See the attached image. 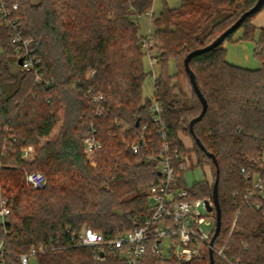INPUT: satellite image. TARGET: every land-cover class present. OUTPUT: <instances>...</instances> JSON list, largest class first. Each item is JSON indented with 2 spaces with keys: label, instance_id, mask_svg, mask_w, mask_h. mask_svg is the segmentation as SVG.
Listing matches in <instances>:
<instances>
[{
  "label": "trees",
  "instance_id": "obj_1",
  "mask_svg": "<svg viewBox=\"0 0 264 264\" xmlns=\"http://www.w3.org/2000/svg\"><path fill=\"white\" fill-rule=\"evenodd\" d=\"M154 1L20 0L25 36L32 40L30 49L41 62L42 75L54 82L49 87L37 84L34 72L20 67L17 74L11 71V30L0 23V185L16 191L13 199L7 198L12 216L23 206L30 211L17 226L0 224L7 252L4 264H22L20 255L40 245L50 249L33 258L35 264H126L118 254L99 262L90 248L67 247L72 243L67 229L90 228L110 238L133 230L150 213L148 186L159 175L146 162V148L134 155L129 144L151 121V100L143 97L146 53L138 18L153 8ZM257 1L181 0L180 7L170 8L168 0H160L162 10L154 23L152 49L161 66L156 98L163 106L172 146L190 160L194 154L195 166L209 167L212 173V181L205 178L190 187L194 198L212 199L217 168L208 155L218 163L222 228L214 247L226 245L228 261L215 253V264H264V210L241 206L248 187L242 169L264 173V27L256 40L252 24L264 4L223 44L190 62L209 106L194 136L190 122L200 115L202 104L184 60L211 44ZM239 30L243 35L235 40ZM227 41L256 42L260 67L246 69L228 62ZM171 59L178 65L174 76L167 71ZM16 82L17 90L7 96L5 86ZM89 88L104 95L101 104L108 117L99 118L96 105L80 94ZM48 96L51 103L45 102ZM115 120L130 130L114 126ZM94 128L103 149L92 165L83 141ZM181 135L191 137L192 149H186ZM26 147L34 149L30 161L22 157ZM26 170L43 173L46 187L29 190ZM144 262L183 264L173 255L164 259L151 252ZM186 264H209V252Z\"/></svg>",
  "mask_w": 264,
  "mask_h": 264
},
{
  "label": "built area",
  "instance_id": "obj_2",
  "mask_svg": "<svg viewBox=\"0 0 264 264\" xmlns=\"http://www.w3.org/2000/svg\"><path fill=\"white\" fill-rule=\"evenodd\" d=\"M0 23L11 30L14 58L17 62L22 60L20 68L25 72H34L37 84L53 86L54 82L46 80L42 75L41 62L30 49L32 40L25 36L20 16V0H0ZM144 46L152 68L160 65V58L152 49L150 38L144 41ZM152 74L155 87L150 106L151 121L142 125L129 144L134 155H140L143 148H146V162L152 164L159 175V179L148 186L150 213L133 230L110 238L90 228H83L79 232L67 229L71 233L72 242L67 247L90 248L93 250L94 259L99 262H104L109 254H118L126 264H145V258L151 252L164 259L173 255L180 263H190L209 252L210 242L216 230V212L212 199L194 198L191 188L185 184L184 175L191 169L190 159L178 147L172 146L163 119V106L156 98L159 86L154 70ZM72 88L75 89L76 84H73ZM80 94L89 97L96 105V115L99 118L108 117L109 112L101 104L104 98L101 92L94 94L93 89L89 88L81 90ZM45 102L51 103L52 97H46ZM113 125L123 131L130 130L129 125L119 120H115ZM83 145L87 161L95 165L97 156L103 149L95 128L84 138ZM33 151V147L24 148L23 159H28ZM241 173L248 185L241 195L242 208L264 210V173L251 172L245 168ZM24 180L31 191L43 190L47 185L46 176L39 171H24ZM236 195L237 192L234 193V196ZM207 200L213 207L212 211H208ZM11 214L8 200L1 199L0 224L10 223ZM204 226H212V229L206 232ZM166 239L168 242H165ZM225 247L226 245L220 249L214 247V253L228 261L224 252ZM49 249L45 245L32 247L28 253L20 255V260L22 264H31L33 258ZM6 254L4 241L0 240V264H4Z\"/></svg>",
  "mask_w": 264,
  "mask_h": 264
},
{
  "label": "rangeland",
  "instance_id": "obj_3",
  "mask_svg": "<svg viewBox=\"0 0 264 264\" xmlns=\"http://www.w3.org/2000/svg\"><path fill=\"white\" fill-rule=\"evenodd\" d=\"M35 1V0H33ZM153 8L144 16H140L139 22H140V36H141V42L144 45V41L148 40L150 38V44L155 45V38L153 36L155 27L154 23L156 18L159 17L161 10H162V4L160 0H155L153 4ZM168 5L170 8H178L181 6V0H168ZM228 42V41H227ZM226 42V44H227ZM225 44V45H226ZM151 46V45H150ZM143 51L145 52V48L143 47ZM229 62V61H228ZM232 63V62H231ZM10 68L11 71L14 74H17L18 72V65L15 63V61L11 58L9 60ZM144 71H145V81L143 84V97L148 98L150 100L153 99L154 96V87H155V82H154V77H153V70L157 76V79L161 75V66L156 65L154 68H152L150 60L147 56L144 57ZM261 65L259 59L254 56L253 52L251 53L248 62H244L241 64L240 67L246 68V69H256L259 68ZM167 71L169 75L174 76L178 73V65L174 59L169 60L168 66H167ZM186 91L191 94V88L189 86L186 87ZM63 111V108H61V111ZM62 116V113H61ZM60 124L57 126V128L54 130V136L58 134L59 128L61 126ZM181 139L183 140L186 149H192L193 148V141L190 136L188 135H181ZM102 151V150H101ZM264 156V155H263ZM192 160H190L192 168L188 170L185 175H184V180L185 184L189 187H192L194 183L200 182L205 180L207 177L210 181H212V174L210 172V169L207 167L201 168V167H196L195 166V155L192 154ZM5 187V188H4ZM148 192V191H147ZM16 191H14L11 187H6L4 185H0V200L1 199H6L11 198L13 199L15 197ZM203 211L206 212L205 209ZM30 211L25 210L24 206L23 208H19L17 211H14V216L10 218V222L13 226H17L20 224L21 218L25 217L28 215ZM85 228V227H83ZM82 228V229H83ZM212 229V226H204V230L206 232L210 231ZM165 242H168V239L165 240ZM31 264H35V260H31ZM186 264V263H183Z\"/></svg>",
  "mask_w": 264,
  "mask_h": 264
},
{
  "label": "water",
  "instance_id": "obj_4",
  "mask_svg": "<svg viewBox=\"0 0 264 264\" xmlns=\"http://www.w3.org/2000/svg\"><path fill=\"white\" fill-rule=\"evenodd\" d=\"M264 4V0H258L257 3L255 4V6L253 8H251L249 11L245 12L234 24L233 26H231L228 30H226L223 34H221L217 39H215L211 44H209L206 47L203 48H199L196 50H193L192 52H190L185 60H184V65H185V70L187 72V74L189 75L190 78V82L192 85V89L194 90V92L196 93L197 97L199 98L201 104H202V111L200 113L199 116H197L196 118H194L191 122H190V132L191 134L194 136V127L197 123H199L205 116V114L208 111V102L206 100V98L204 97V95L202 94L198 83L196 81V76L194 74V72L192 71L191 67H190V62L198 55H201L203 53H206L208 51H211L212 49L220 46L221 44L224 43V41L226 40V38L231 35L233 32H235L236 30H238L241 25L243 24V22L245 21V19L247 17H249L250 15H252L253 13L257 12L262 5ZM19 65H22V60H19ZM196 143L197 145L200 147L201 150L205 151L204 146L202 145V143L196 139ZM214 165L217 168V177L213 186V195H212V201L214 203L215 206V212H216V230L215 233L213 235V238L210 242V249H209V264H215V259H214V243L215 240L218 238L220 232H221V228H222V210H221V206L219 203V168H218V163L216 161V158L214 157V155H208ZM207 204V208L208 211H212L213 207L210 206L209 201L207 200L206 202Z\"/></svg>",
  "mask_w": 264,
  "mask_h": 264
},
{
  "label": "crops",
  "instance_id": "obj_5",
  "mask_svg": "<svg viewBox=\"0 0 264 264\" xmlns=\"http://www.w3.org/2000/svg\"><path fill=\"white\" fill-rule=\"evenodd\" d=\"M252 24L257 28V32H256V40H257V38L259 37V30L264 27V10L252 20ZM242 35H243V30H239L235 35V40L241 38ZM224 46L227 50V60L230 63L232 62V64L237 66H241L242 63L248 62V59L252 52L255 56L256 42L254 41L227 42V44ZM12 59L15 61V63H17L18 67H20L17 60L15 58ZM18 85L19 82L6 85L5 86L6 95L7 96L12 95L17 90ZM33 157H34V151L28 159L24 158V160L30 161L33 159Z\"/></svg>",
  "mask_w": 264,
  "mask_h": 264
}]
</instances>
